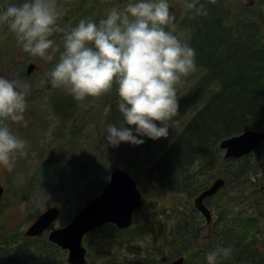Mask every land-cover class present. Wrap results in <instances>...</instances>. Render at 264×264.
<instances>
[{"label": "trees", "instance_id": "16d2710c", "mask_svg": "<svg viewBox=\"0 0 264 264\" xmlns=\"http://www.w3.org/2000/svg\"><path fill=\"white\" fill-rule=\"evenodd\" d=\"M126 2L67 0L66 11L59 23L68 27L82 17L98 21L114 6L123 9ZM190 3L197 7L203 5L206 11L198 13L195 8H189ZM252 5L244 0H170L175 18L168 27L176 30L182 40L196 49V68L185 77L188 90L177 91L178 109L183 117L171 124L168 137L156 140L145 137L142 144L131 143L130 149L125 142L113 146L104 139L102 145L100 142L91 148V152L87 150L89 157L72 154L79 173L66 188L59 185L62 174L48 169L53 156L45 157L37 169L36 174L49 176L52 190L62 189L68 198L77 190L82 177L89 180L84 184L83 191L87 194L81 204L59 225L66 224L80 207L101 192L114 168L127 169L138 181L141 164L137 161L140 159L142 174L147 175L158 191L172 194L174 205L159 210L147 207L144 198L143 206L135 211L134 222L128 228L106 223L88 232L84 237L88 263L94 242L122 247L131 241H142V246L132 251L136 258L127 264H170L172 259L180 256L184 257V264H207L205 253L217 245H232L231 254L219 264H264V142L240 158H226L219 145L222 139L246 129H264V0ZM53 35L61 49L51 59L47 58L49 69L62 50V33ZM12 45L9 50L0 46V69L6 66L5 57L17 48L16 43ZM24 54L25 62L30 55ZM26 77L21 68L17 78L25 82ZM43 88L51 89L50 104L42 99L45 98L42 94L24 114L33 132L26 151L34 141L37 144V136L45 130L53 109L71 115L76 107H81L75 121L67 125L73 129L68 128L69 137L65 143L72 148L79 147V135L90 121L99 125L102 131L109 122L122 120V114L116 109L119 100L116 84L100 96L80 101L51 83ZM88 103L90 108L82 111ZM115 112L117 117L112 120ZM85 115L89 121L80 123ZM42 118L45 122L39 125ZM12 122L9 121L10 126ZM110 145L114 149L108 155ZM48 147L45 142V153L53 150ZM85 150L80 149L79 153ZM117 152L124 158L131 154L130 161L111 162ZM214 176L224 177L225 183L214 195L206 198V204L215 215V219L208 223L200 218L192 198L208 187L216 178ZM57 177H61L60 180ZM168 207H171V213L162 217L161 213ZM8 230L12 227L6 224L0 227V237L7 235ZM17 235L20 237L17 245L8 244L10 255L1 258L0 264H70L67 250L52 242L47 231L38 236L18 231Z\"/></svg>", "mask_w": 264, "mask_h": 264}, {"label": "clouds", "instance_id": "9594fccd", "mask_svg": "<svg viewBox=\"0 0 264 264\" xmlns=\"http://www.w3.org/2000/svg\"><path fill=\"white\" fill-rule=\"evenodd\" d=\"M198 13L203 5L190 3ZM58 0H5L0 25L15 33L30 56L51 59L61 49L54 33H62L59 58L47 73L53 86L74 99L97 97L118 85L119 122L106 125L107 144L144 143L168 137L179 108L177 83L196 68V49L168 27L175 14L170 0H127L98 21L82 17L68 27L59 23ZM30 85L0 75V166L11 168L26 152L27 140L9 121H21L28 107ZM232 245H217L205 253L207 264H219Z\"/></svg>", "mask_w": 264, "mask_h": 264}, {"label": "rangeland", "instance_id": "374dc122", "mask_svg": "<svg viewBox=\"0 0 264 264\" xmlns=\"http://www.w3.org/2000/svg\"><path fill=\"white\" fill-rule=\"evenodd\" d=\"M257 1L258 0H244V2L250 6H253L252 4ZM66 3L67 0H58V5L62 15L66 11ZM1 4L3 3L1 2ZM174 31L176 32V30ZM12 43L17 44V50H13V53H9L8 57H5L6 66L4 68L3 66L1 67L0 75L18 79V72L22 68L23 73H25L27 76V80H25V82L30 85V89H28L30 95L27 94L28 108L31 107V105H35V103L38 101V97L42 94L45 98H41L46 102L48 101V104H50L51 99L49 98V91L51 89L49 90L43 88L47 83H51L47 76V73L50 70L48 64L46 63L47 58L40 56H30V58L24 62V53L26 52L22 49L21 44L17 41L15 33L11 32L6 25H0V46L3 45L9 50L14 45H12ZM11 58L13 61H11ZM30 62H34L36 66L31 73H27L28 64ZM189 74L183 76L178 82L176 85L177 91L181 90L184 92L185 90H188V83L185 80V77ZM39 88H43L44 92L40 90L39 92ZM48 108L50 109V107ZM80 108V106L79 108L76 107L71 115H66L61 110L53 109L52 112H50L51 115H48L49 120L45 130H42L37 136V144L34 141L30 145L29 151H26L23 155H19L17 157L15 156L13 167L8 168L0 166V183H2L5 187L3 196L0 199V227H2L4 224H6L8 227H12V230L6 231L7 235L0 237V259L4 256L8 257L10 255V246L8 244H12V246L15 244L17 245V241L20 239V237L17 235V232L22 231L25 233L27 227L47 207L53 205H59L61 207L62 212L60 218L55 223L56 225H59L64 219L68 217V215L73 212L75 207L77 208L81 204L82 198L86 196L87 193H85L83 189L84 184L88 183L89 180L84 177H80L81 180L77 190L72 191V195L70 198H68L65 197L64 190L59 188H57L58 190H52L53 185H49V176L45 177L41 176L40 174H36L37 169H39L40 165L43 163L44 158L53 156V161L49 163L50 165L48 169L52 172H55L56 174H62V178L57 177V180H60L61 178L59 184L60 187L63 186L66 188V186L68 187L72 184V181L78 177L79 173L78 169L74 166V161L72 160L71 155L73 154L79 156L80 154V157H89V152H91V148H94V145H100V142L102 145V141L105 139L106 128L101 131V129L98 128L99 125H96V123L93 121L87 123L89 121L88 115L81 117L80 123L85 122L87 124L84 131L79 135V147L72 148L70 145H66L65 139L69 137L68 128L70 127L67 125H69V123L72 124L75 121V116L77 115V111H79ZM88 108H90V103L84 105L82 107V111ZM116 109L119 111L118 108ZM181 113V110L178 109V111L174 114V118L176 119L172 118V120H174L171 122V124L183 117ZM111 117L112 120L116 119L117 112L113 113ZM44 122L45 120L42 118V120L39 122V125H42ZM28 125L29 124L28 121H26L25 116L21 121H13L11 123V129L18 135L25 138L27 140V145L31 143V138L33 136V132ZM70 129H73L72 126ZM45 142H48V149H53L50 153H45L44 151ZM125 145L128 149H130V142H125ZM81 147L86 149L84 153H79V150L83 149ZM35 149L38 151L35 152ZM113 149L114 148L110 145L106 153L109 155ZM87 150L89 152H87ZM122 156L123 155H120V153L117 152V154H115V158H113L111 162H119L121 161L120 159H126V162H128L130 161L129 159H131V154H126V158ZM140 160L141 161H137L141 164V168H138L137 172L139 177L138 186L146 200L145 205H147L149 208H156V210L167 207L168 205H174V199H172L171 193L158 191V188L155 187L154 183L148 180L147 175L142 174V159ZM36 177L38 178L34 179ZM215 177L216 176H214V178ZM194 199L195 196L192 198L193 205L195 206ZM181 203L183 204L184 200H182ZM165 209L166 211L161 213L162 217H166V215L172 211L171 207ZM236 210L238 209L236 208ZM199 213L201 215L200 218L206 221L205 216L201 214V212ZM135 217L136 215H134V218ZM213 217L212 220L215 219L214 212ZM134 229L136 228L134 227ZM207 230L208 229H206V232ZM4 245H6V247H4ZM139 246H142V241H131L122 247H115V245H111L110 247L107 242L100 244L98 242H94L91 253L92 256L90 257V262H87V264H127L130 259L136 258V254L132 251H135V249L137 250ZM47 257H49V255H47ZM106 257L108 260H105Z\"/></svg>", "mask_w": 264, "mask_h": 264}, {"label": "water", "instance_id": "95a60500", "mask_svg": "<svg viewBox=\"0 0 264 264\" xmlns=\"http://www.w3.org/2000/svg\"><path fill=\"white\" fill-rule=\"evenodd\" d=\"M36 64H28L27 73H31ZM264 142V129H246L238 134L226 137L219 143L226 158H240L251 153ZM225 183L224 177H216L194 199L195 207L205 216L207 222L212 220V210L206 204V198L214 195ZM4 186L0 183V198ZM144 204V196L138 186L136 177L123 167L114 168L99 194L90 199L74 213L64 225H56L60 218L61 207L53 205L46 208L27 227L25 234L38 236L48 232V238L68 251L70 264H87V248L84 237L91 230L106 223H113L125 229L134 222V213ZM184 257L171 260L170 264H184Z\"/></svg>", "mask_w": 264, "mask_h": 264}, {"label": "flooded vegetation", "instance_id": "af4514ba", "mask_svg": "<svg viewBox=\"0 0 264 264\" xmlns=\"http://www.w3.org/2000/svg\"><path fill=\"white\" fill-rule=\"evenodd\" d=\"M3 185V184H2ZM4 186V185H3ZM4 191H5V187H4ZM4 191H3V193H4ZM2 196H3V194H2Z\"/></svg>", "mask_w": 264, "mask_h": 264}, {"label": "bare ground", "instance_id": "6f19581e", "mask_svg": "<svg viewBox=\"0 0 264 264\" xmlns=\"http://www.w3.org/2000/svg\"><path fill=\"white\" fill-rule=\"evenodd\" d=\"M1 199V198H0ZM48 208V207H47Z\"/></svg>", "mask_w": 264, "mask_h": 264}]
</instances>
